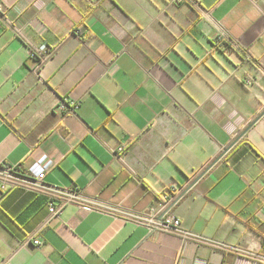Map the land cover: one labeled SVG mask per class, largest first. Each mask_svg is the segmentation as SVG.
Listing matches in <instances>:
<instances>
[{"label":"crops","instance_id":"crops-1","mask_svg":"<svg viewBox=\"0 0 264 264\" xmlns=\"http://www.w3.org/2000/svg\"><path fill=\"white\" fill-rule=\"evenodd\" d=\"M263 112L264 0H3L0 164L54 166L38 190L0 189V260L260 264L264 115L239 136ZM57 190L93 206L53 217ZM164 197L211 244L126 217Z\"/></svg>","mask_w":264,"mask_h":264},{"label":"built area","instance_id":"built-area-1","mask_svg":"<svg viewBox=\"0 0 264 264\" xmlns=\"http://www.w3.org/2000/svg\"><path fill=\"white\" fill-rule=\"evenodd\" d=\"M171 1L174 3L183 2V0ZM2 14L3 0H0V17ZM74 34L80 36L81 32L79 30H75ZM52 53L53 49L49 48L45 44H42L37 47H32L29 50V59L34 63L35 68H39L52 55ZM77 106L78 104L72 101L68 105L65 103L61 104L59 109L64 111L68 108L71 112H73ZM118 151H122V148H119ZM53 166L54 164L52 162H48L45 157L35 162L25 172L22 171L19 164L12 165L2 163L0 164V189L1 191H6L22 187L30 190H38L39 183L42 182L45 178L46 172ZM27 176L33 178V181L28 183L29 181ZM54 196L57 197L60 202L58 204H55L52 201L48 203V212L53 217H58L62 213L64 206L69 203L85 207L93 206L91 201L78 190H57ZM167 198L168 197H164V199H162L157 206L151 208L149 214H130L126 217H129V219L135 224L146 227L151 232L159 231L178 236L183 241L190 240L200 244H211L210 240L204 238L203 236L183 229L181 218L172 212V207L169 205V198ZM105 211L112 213V210ZM34 244L39 245L40 241L35 239ZM255 257L260 264H264V249L262 252L255 254ZM0 264L11 263L6 260H0Z\"/></svg>","mask_w":264,"mask_h":264},{"label":"water","instance_id":"water-1","mask_svg":"<svg viewBox=\"0 0 264 264\" xmlns=\"http://www.w3.org/2000/svg\"><path fill=\"white\" fill-rule=\"evenodd\" d=\"M264 115V112L246 129L242 132V134L239 136L240 138L247 132V130L259 119L261 118L262 116ZM231 146H229L225 151L224 153L230 148ZM212 166V165H211ZM209 166L188 188L186 191H188L208 170L209 168L211 167Z\"/></svg>","mask_w":264,"mask_h":264}]
</instances>
